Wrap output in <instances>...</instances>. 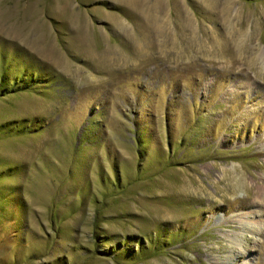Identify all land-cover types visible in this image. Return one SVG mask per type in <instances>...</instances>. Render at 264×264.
Instances as JSON below:
<instances>
[{"label": "rangeland", "instance_id": "rangeland-1", "mask_svg": "<svg viewBox=\"0 0 264 264\" xmlns=\"http://www.w3.org/2000/svg\"><path fill=\"white\" fill-rule=\"evenodd\" d=\"M263 190L264 0H0V264H264Z\"/></svg>", "mask_w": 264, "mask_h": 264}, {"label": "bare ground", "instance_id": "bare-ground-1", "mask_svg": "<svg viewBox=\"0 0 264 264\" xmlns=\"http://www.w3.org/2000/svg\"><path fill=\"white\" fill-rule=\"evenodd\" d=\"M262 196H264V190L262 191ZM258 230V229H257Z\"/></svg>", "mask_w": 264, "mask_h": 264}]
</instances>
